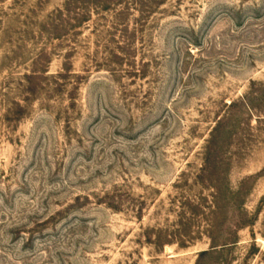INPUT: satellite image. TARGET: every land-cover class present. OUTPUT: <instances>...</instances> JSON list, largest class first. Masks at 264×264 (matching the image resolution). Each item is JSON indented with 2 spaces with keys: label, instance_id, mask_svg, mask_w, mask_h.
Here are the masks:
<instances>
[{
  "label": "rangeland",
  "instance_id": "1",
  "mask_svg": "<svg viewBox=\"0 0 264 264\" xmlns=\"http://www.w3.org/2000/svg\"><path fill=\"white\" fill-rule=\"evenodd\" d=\"M0 264H264V0H0Z\"/></svg>",
  "mask_w": 264,
  "mask_h": 264
}]
</instances>
